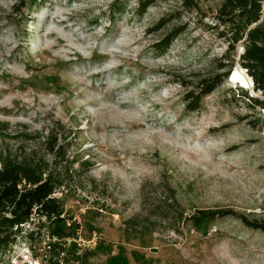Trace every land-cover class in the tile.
<instances>
[{
  "label": "rangeland",
  "instance_id": "obj_1",
  "mask_svg": "<svg viewBox=\"0 0 264 264\" xmlns=\"http://www.w3.org/2000/svg\"><path fill=\"white\" fill-rule=\"evenodd\" d=\"M183 1L142 12L140 0H0V157L59 170L73 227L52 254L51 222L34 216L2 264H264V232L230 216L202 232L187 218L231 208L264 220V109L244 89L240 41L226 78L188 109V92L228 70L235 26L223 0Z\"/></svg>",
  "mask_w": 264,
  "mask_h": 264
},
{
  "label": "trees",
  "instance_id": "obj_2",
  "mask_svg": "<svg viewBox=\"0 0 264 264\" xmlns=\"http://www.w3.org/2000/svg\"><path fill=\"white\" fill-rule=\"evenodd\" d=\"M206 1V0H203ZM156 0H140V11ZM186 8H196L197 0H184ZM264 0H223L219 12L222 14L223 23L235 26L231 30L226 56L227 63H219L218 68L228 70L223 74H216L207 83L201 86L198 93L188 92L187 107L194 111L199 107L203 96L209 94L215 85L220 84L228 75L234 63V57L230 52L234 50V44L238 41L243 43L244 51L239 55L237 68L243 73L248 81L250 98L255 105L264 109V99L254 97L261 94L264 97ZM164 19H160L154 26L158 27ZM180 31H173L164 39L165 45L169 39ZM225 56V58H226ZM246 70H245V69ZM243 70V71H242ZM252 78V82L249 78ZM253 89V90H252ZM260 92V93H259ZM46 150L50 153H59L64 158V146L57 144V138L47 136ZM64 185V178L59 172L52 168L46 160L25 158L23 160L3 155L0 157V264L3 255L11 248L16 238L22 234L23 227L37 217L38 223L44 217L46 222H51L49 235L55 238V242L48 244L52 254H59L65 250L63 240L71 235L72 224L67 222L62 200L55 193ZM163 203L166 201H162ZM173 206V203H169ZM181 214V213H180ZM238 218L248 228L264 232V220L249 219L246 215L238 213L231 208H202L196 209L188 215V220L194 229L205 232L208 225L215 220L224 217ZM71 219V218H69ZM28 238L34 237V231L25 234ZM61 242V243H60ZM55 249H60L55 251ZM49 264V263H48ZM52 264V262H51Z\"/></svg>",
  "mask_w": 264,
  "mask_h": 264
},
{
  "label": "water",
  "instance_id": "obj_3",
  "mask_svg": "<svg viewBox=\"0 0 264 264\" xmlns=\"http://www.w3.org/2000/svg\"><path fill=\"white\" fill-rule=\"evenodd\" d=\"M238 58H239V55H238ZM251 78V77H250ZM251 81H252V78H251ZM253 82V81H252ZM249 94H251L250 92H249Z\"/></svg>",
  "mask_w": 264,
  "mask_h": 264
},
{
  "label": "bare ground",
  "instance_id": "obj_4",
  "mask_svg": "<svg viewBox=\"0 0 264 264\" xmlns=\"http://www.w3.org/2000/svg\"><path fill=\"white\" fill-rule=\"evenodd\" d=\"M251 80V78H249ZM252 82V81H251ZM252 85H253V82H252ZM253 90V89H252ZM260 93V92H259Z\"/></svg>",
  "mask_w": 264,
  "mask_h": 264
},
{
  "label": "built area",
  "instance_id": "obj_5",
  "mask_svg": "<svg viewBox=\"0 0 264 264\" xmlns=\"http://www.w3.org/2000/svg\"><path fill=\"white\" fill-rule=\"evenodd\" d=\"M48 248H49V246H48Z\"/></svg>",
  "mask_w": 264,
  "mask_h": 264
}]
</instances>
